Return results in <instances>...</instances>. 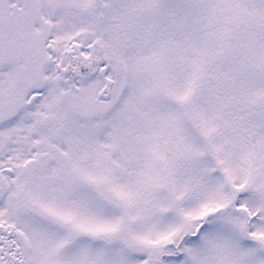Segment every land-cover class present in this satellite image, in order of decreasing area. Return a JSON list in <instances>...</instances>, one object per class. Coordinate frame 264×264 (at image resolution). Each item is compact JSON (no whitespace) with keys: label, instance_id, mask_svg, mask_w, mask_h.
<instances>
[{"label":"snow or ice","instance_id":"obj_1","mask_svg":"<svg viewBox=\"0 0 264 264\" xmlns=\"http://www.w3.org/2000/svg\"><path fill=\"white\" fill-rule=\"evenodd\" d=\"M0 264H264V0H0Z\"/></svg>","mask_w":264,"mask_h":264}]
</instances>
